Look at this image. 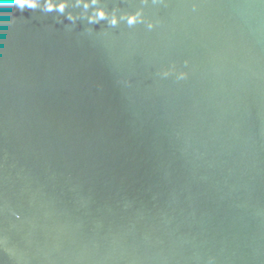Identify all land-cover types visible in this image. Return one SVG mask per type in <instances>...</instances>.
I'll list each match as a JSON object with an SVG mask.
<instances>
[{"label":"water","instance_id":"95a60500","mask_svg":"<svg viewBox=\"0 0 264 264\" xmlns=\"http://www.w3.org/2000/svg\"><path fill=\"white\" fill-rule=\"evenodd\" d=\"M0 264H264V0H0Z\"/></svg>","mask_w":264,"mask_h":264}]
</instances>
